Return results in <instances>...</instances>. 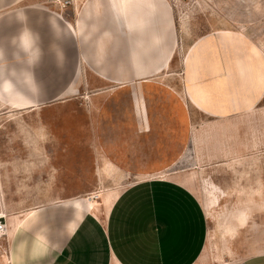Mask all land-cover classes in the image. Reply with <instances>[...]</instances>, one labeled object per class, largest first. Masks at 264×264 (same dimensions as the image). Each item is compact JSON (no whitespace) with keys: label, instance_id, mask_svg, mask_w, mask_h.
Returning <instances> with one entry per match:
<instances>
[{"label":"rangeland","instance_id":"rangeland-1","mask_svg":"<svg viewBox=\"0 0 264 264\" xmlns=\"http://www.w3.org/2000/svg\"><path fill=\"white\" fill-rule=\"evenodd\" d=\"M167 2L178 45L164 74L89 79L57 102L0 109V186L37 203L160 177L188 125L209 120L206 158L180 165L197 167L185 183L208 224L205 264L264 254V0Z\"/></svg>","mask_w":264,"mask_h":264},{"label":"crops","instance_id":"crops-1","mask_svg":"<svg viewBox=\"0 0 264 264\" xmlns=\"http://www.w3.org/2000/svg\"><path fill=\"white\" fill-rule=\"evenodd\" d=\"M171 16L167 0H0V109L57 102L89 79L159 77L178 45ZM211 125H188L182 155L160 177L37 203L6 199L0 186V264H205L208 224L185 183L197 167L180 165L206 158L197 152ZM230 264H264V254Z\"/></svg>","mask_w":264,"mask_h":264},{"label":"built area","instance_id":"built-area-1","mask_svg":"<svg viewBox=\"0 0 264 264\" xmlns=\"http://www.w3.org/2000/svg\"><path fill=\"white\" fill-rule=\"evenodd\" d=\"M66 4H67V2L65 1L64 5H66ZM5 231H6V224L4 221V216L0 215V237H2L5 234Z\"/></svg>","mask_w":264,"mask_h":264}]
</instances>
